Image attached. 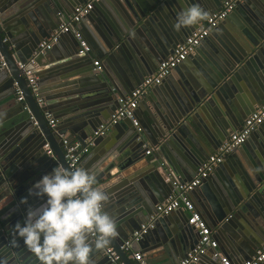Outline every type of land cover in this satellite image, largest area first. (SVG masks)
I'll list each match as a JSON object with an SVG mask.
<instances>
[{
  "label": "water",
  "instance_id": "water-1",
  "mask_svg": "<svg viewBox=\"0 0 264 264\" xmlns=\"http://www.w3.org/2000/svg\"><path fill=\"white\" fill-rule=\"evenodd\" d=\"M62 1L67 7H74L86 0L42 2L33 0L16 11V15H10L7 20L0 16V52L6 62L5 67L0 65V95L3 94L1 99H4V101L0 99V258L7 259L8 264H39L34 255L27 250L22 239L15 237L13 225L17 221L23 222L29 207H37L42 203L41 199L28 195L27 190L31 185L49 173L56 164L67 167L63 140L71 137L83 141L88 136V128L93 131L98 124L109 118L117 106V99L130 93L145 76L153 73L157 64L192 31L194 25L183 27L180 31L174 30L173 24L178 12L193 4L205 11V7L218 8L222 2V0H100L103 9L92 8L85 17L97 20L95 28L104 45L96 38L92 44L101 51L103 65L97 72L93 71L92 66H85L69 69L57 77H52L50 83L53 84L55 91L43 95L45 105L40 108L31 95L16 61L25 62L38 42L48 36L44 31L45 27L39 22L40 18L35 8L40 10L65 8ZM248 1L244 0L241 3ZM15 2L11 0L7 4ZM262 2L264 3V0ZM93 10L96 14L92 13ZM9 19L12 21L5 23ZM226 19L232 20L233 14L230 13ZM21 33L25 35L26 38L23 39L26 40L15 36ZM3 37H8L14 46L13 51L15 53L21 51L22 55L17 54L13 57L12 49L3 42ZM261 38H264V33ZM21 41L27 44L26 53L23 52ZM203 41L205 43L208 40L205 38ZM262 42L259 46V43L254 44L253 41L249 44L262 49L264 48ZM220 52L221 50L213 47L212 54L206 56L205 62L200 61L202 69L200 68L198 73L192 72L170 89L164 84L165 88H160L161 94L152 91L156 103L153 104V113L148 117H153L154 121L155 118L159 119L162 128L165 129L163 134H159L163 141H158V144L160 148H170L173 169L185 174L188 180L207 158L204 159V156L210 153L209 147L213 146V142L205 144L201 140H191L186 134L185 121L191 124L197 114L212 108L217 115L227 111L230 120L237 123L240 120L239 116L242 117L245 112L244 108L248 109L247 104L233 97L230 86L233 88L234 80L243 76V71L248 72L251 59L241 62L244 59L235 52L229 58H222ZM41 55L35 58L36 62ZM83 57L88 58V55ZM186 59L177 67L188 64ZM192 61L194 62L193 58ZM45 81L46 79L40 81L41 86L47 84ZM15 83L24 96V101L20 103L15 102L16 90L13 86ZM67 84L69 85L66 88L62 87ZM258 86L259 89L253 94L254 99L249 101L258 102L259 99H264L262 97L264 87L261 84ZM43 110L51 112L57 120L54 128L48 126ZM3 113L4 115H1ZM139 125L142 128L141 134L146 137L144 123ZM73 134L75 137L71 136ZM139 135L135 128L130 126V130H126L114 143H109V138L104 137L105 135L94 140L95 147L108 141L103 146L104 152L95 159L97 163L95 176L109 197L105 210L115 219L117 225L118 234L112 238L111 246L125 264L133 263L119 246L148 219L155 205L164 200H161L157 189L161 186L167 189L169 194L172 187L156 164L149 163L147 158L145 159L148 162L141 164L143 154H139L138 151L143 148L144 152L145 147L144 141L137 139ZM46 143L53 151V157L46 153L44 149ZM220 144H217L215 149ZM153 150L156 151V146H153ZM238 167L239 171L234 178L227 180L228 195L223 194V199L218 201L206 197L201 205L203 214L210 222L208 225L211 230H216V234H225L228 231L233 216L230 212L237 209L240 203L247 207L249 204L260 205L264 201L263 190L260 189L261 182L264 181L263 164L259 161L253 163L251 168L240 164ZM210 176L202 183L207 182ZM197 190L198 187L191 191L190 195L199 193ZM25 197L27 202L22 203L21 199ZM247 199L248 202L245 203ZM218 202L223 203L222 208ZM146 213L145 218L143 215ZM161 219L163 218L160 217L159 220ZM155 225L147 231L143 239L155 231ZM171 231L175 233L178 243L169 244L170 252L166 260L169 264H176L193 247L196 240L192 245L182 244L188 231L182 223L175 224ZM14 238L15 245L12 243ZM237 240V236H234L230 242L234 245ZM255 241L260 243L257 239ZM139 242L133 244L137 245ZM248 245L252 246L255 252L257 245L253 242H248ZM91 260L92 264H113L103 255V250L93 251ZM199 263L201 261L196 264Z\"/></svg>",
  "mask_w": 264,
  "mask_h": 264
},
{
  "label": "crops",
  "instance_id": "crops-1",
  "mask_svg": "<svg viewBox=\"0 0 264 264\" xmlns=\"http://www.w3.org/2000/svg\"><path fill=\"white\" fill-rule=\"evenodd\" d=\"M15 1L16 2L13 4H7L11 2V0H0V16H2V18L7 20L8 17L10 18V15H16V11L22 9V7H25L33 0ZM42 1L44 0H41V2ZM61 3L67 10L65 8L51 9L50 7V9L44 8L43 10H40V8H35L38 17L40 18L39 22L41 26L45 27L44 31L48 36L55 29L54 27L57 26V11L60 10L69 13L72 10L73 6L67 7L63 1ZM94 6V9H103L100 2H97ZM218 8L211 7L206 9L205 7V12L208 15L210 12ZM92 13L96 14L94 10ZM231 13L233 14V19H226L225 21L220 22L207 37L208 41H205V43H203L204 41L201 42L200 45L195 49V52L189 55V58L186 59L188 64H183L182 67H176L179 68V70H172L170 75L165 78L164 81H162L161 84L163 85L160 84L156 87H151L148 92L139 100L135 110L137 119L139 120V123H144L145 132L147 134L146 137L145 135L140 134L141 140L144 141L143 147L150 149L152 148L150 155H145V153L142 151L143 148H140L141 150L139 149L138 153L141 155L143 154V158L140 160L142 162L141 164H145L148 161L149 163L156 164L160 173L162 174L163 171L161 165L165 166L171 173V177L175 180L182 181L184 179L188 180V178L184 176L185 174L178 173L175 169H173L170 161V148H160V145L158 144L159 142L163 141V138H160L159 134H163L165 129L162 128V124L159 119L155 118L154 121L153 117H148L149 114L153 113V104L156 103V101H154L155 99L152 91H154L156 94H161L162 90L160 88L164 89V84H166L168 86L167 88L170 89L171 86L175 84L177 85L178 82H180L185 76H188L189 74L191 75L194 71L198 73V70L201 68L200 61L205 62L204 59L206 56H210L212 54L213 47L221 50L220 54L222 58H229L230 56H233V54L239 53V55H241L244 59L241 62L251 59V66L248 72L243 71V76H239L238 79L234 80L235 82L233 88L230 86V92L233 94V97L240 99L242 102H244V104H247L249 109L248 110L247 108H244L245 112L242 117L239 116L240 120L237 123L230 120V115L227 111L220 112V114L217 115L212 108L210 110L205 109L204 111H201L199 114H197L194 118V122L191 124H188V121H185V123H187V129H185L186 134L187 136H190L191 140H201L205 144H208L209 141L213 142V146L209 147L210 153L205 154L204 159L215 151L216 145L223 142L229 133L238 130L242 125L244 117H246L262 102L263 98L259 99L258 102H251L249 100L253 98L255 91L259 89L258 84H261L264 87V48L260 49V47H258L261 44V41L264 42V38H261V35L264 33V3L262 0H249L248 3H241L239 6L237 5L236 9ZM33 14L36 16L35 13ZM93 20L85 17L79 24V29L90 46L88 58L79 56L77 54L76 41L72 35L67 34L62 35L58 43H56L50 50L43 53L41 58L37 59V62L35 61V64L33 65L34 73L37 76L39 94H41L42 97L49 92L55 91V88L52 86L53 84L50 83L52 77H57L66 70L85 66H92L93 71L97 72L94 70L93 60H98L100 61L101 65H103L104 60L101 51L98 48H95L92 44L94 38H96L100 40L102 45H104L103 39L99 37L95 28L97 20L94 18ZM11 21L12 19H9L8 21H5V23H9ZM198 24L199 23L195 24L194 28H196ZM15 36L20 37L19 39L21 40L25 37L23 33ZM251 41H253L254 44L259 43L258 46L255 47L252 44H249ZM21 43L23 46V52L26 53L27 44L23 43V41H21ZM11 49L13 57L17 54L18 56L19 54L22 55L21 51H16V53L13 54V48ZM192 58L194 62L192 61ZM45 79V83L47 84L41 86L40 81ZM68 85L69 84L62 87L66 88ZM13 86L15 87V90L17 89L16 87H18L16 83L13 84ZM2 95L3 94L0 95V99L2 98ZM8 97L10 98V96ZM1 100L4 101V99ZM15 102H21L17 100V94H15ZM246 111H248L247 114ZM1 115H4V113ZM98 126L99 124L96 126V128ZM130 126L134 127L130 121L120 120L118 123H116V125H113L106 130L104 137L109 138V143H114V141L116 142L117 138L123 135L126 130H130ZM87 132V135L89 136L92 133V130L88 128ZM166 133L168 134L167 131ZM71 136L75 137L74 134ZM69 139L72 140L74 138L69 137ZM106 142L103 145L97 147H95V145L90 147L89 152L81 159L79 166L92 171L95 175L97 166L95 159L98 155L104 152L103 146L107 144ZM153 143H157V145H154ZM153 146H156V151L153 150ZM145 158H147L148 161H146ZM259 161L264 166V122L249 135L243 145L238 147L230 155H227L223 162L217 168H215L213 173L210 174L211 176L209 177V180L205 183H202L198 187L197 191H199V193H193L190 195L196 209L201 213L202 217L207 223L210 224L207 217L201 210L202 202L206 200V197H212L217 199V201L223 199V194L228 195V187L226 184L227 180L234 178L236 172L239 171V164L251 168L253 167V163H257ZM201 186L203 187V191ZM260 189L263 190L264 197V181L261 182ZM157 190L161 200L165 199V196L168 193L167 189H164L160 186V188ZM247 202L248 199L245 200V203ZM218 204L221 206L223 203L218 202ZM183 212L185 216H187V212L183 210H177L169 214L167 217H161L163 218L161 220L158 218L159 221L157 220L155 231L145 236V238L140 241L139 244H133V250L141 252L148 264H169V262L166 260V256L170 252L168 246L169 244L178 243L175 233L171 231L172 228L175 227V224L182 223L188 230L186 232V240L183 241L182 244L192 245L196 240L195 233L187 225ZM230 213H233V216L230 219L228 231L225 232V234H216V230H212V232L213 236H215L217 239L218 249L226 254L233 264H239L241 261L249 259L253 255L254 249L252 246L250 247L248 245V242H253L258 247V245L264 240V201L260 205L253 204L252 206V204H249L247 207H244L243 204L240 203L237 209L231 211ZM146 215L147 213L144 214L143 217L146 218ZM167 233L170 235H167ZM234 236H237L238 240L234 243V245H232L230 241H232ZM255 239L259 240L260 243L255 241ZM109 245L112 244L109 243ZM209 253L210 252L201 258V263L199 264H219L218 261L214 260ZM103 255L105 254L103 253ZM130 260L133 264H137L132 258H130ZM261 264H264V262Z\"/></svg>",
  "mask_w": 264,
  "mask_h": 264
},
{
  "label": "built area",
  "instance_id": "built-area-1",
  "mask_svg": "<svg viewBox=\"0 0 264 264\" xmlns=\"http://www.w3.org/2000/svg\"><path fill=\"white\" fill-rule=\"evenodd\" d=\"M100 0H86L83 3L77 4L69 12L57 11L58 23L52 33L42 40H40L33 50L30 57L25 61H16L18 69L25 79L27 87L31 91L36 104L42 108L44 104L43 97L39 94V86L37 76L34 73L35 58L39 54L45 53L50 50L56 43H58L62 35L70 34L75 39L77 44L76 52L78 55H88L90 46L87 40L83 37L79 24L83 18L92 10L93 6ZM244 0H223L220 7L210 12L202 21L199 22L181 42H179L172 51L162 59L155 69V71L143 78L130 93L121 96L117 99V106L103 123L99 124L92 133L87 136L83 141L66 138L63 140L64 158L67 167L80 168L81 159L89 152L90 147L94 145L96 137L105 135L106 130L112 127L120 120L128 119L134 126L137 133L141 134L142 128L139 125V120L135 114V110L139 100L153 87L160 85L162 81L167 78L171 71L181 64L189 55L195 52V49L200 43L209 36L211 31L217 25L225 20L227 16L235 9V7ZM3 42L8 44V48L14 46L9 42L8 37H3ZM13 54L15 52L13 51ZM16 57V56H14ZM0 65L6 66L0 52ZM94 70H100L101 63L98 60H93ZM16 94L18 101H24L22 90L16 87ZM43 116L47 120L48 126L54 128L57 120L52 116L48 110H43ZM264 122V99L255 107L244 119L242 125L238 130L228 134V136L221 142V144L212 152L207 158L197 167L191 179L185 181L175 180L171 177V173L167 167L162 166L163 176L166 181L170 182L171 190L167 197L158 202L153 212L149 215L148 219L139 225L127 240H125L119 249L132 258L137 264H148L147 260L143 257L142 253L131 249L133 243L139 242L143 239L144 235L152 229L158 218L167 216L174 211L183 210L187 212V225L194 231L196 242L191 249H189L184 256H182L176 264H196L203 256L208 254L218 261L219 264H233L229 257L218 249V242L213 232L202 217L201 213L196 209L190 193L195 188L199 187L202 182L217 168L227 155L233 153L247 140L249 135ZM141 139V135L137 138ZM46 153L53 157V151L46 143L44 145ZM152 148H145V155H150ZM103 253L113 264H125L121 259L118 252L113 246L108 245ZM264 262V240L258 245L254 254L246 260L241 261L239 264H261Z\"/></svg>",
  "mask_w": 264,
  "mask_h": 264
},
{
  "label": "clouds",
  "instance_id": "clouds-1",
  "mask_svg": "<svg viewBox=\"0 0 264 264\" xmlns=\"http://www.w3.org/2000/svg\"><path fill=\"white\" fill-rule=\"evenodd\" d=\"M206 16L193 4L177 13L173 28L180 31ZM27 191L42 203L29 207L13 231L39 264H92L91 253L104 250L118 234L115 219L105 210L108 194L90 170L56 164ZM0 264H8L7 259L0 258Z\"/></svg>",
  "mask_w": 264,
  "mask_h": 264
},
{
  "label": "bare ground",
  "instance_id": "bare-ground-1",
  "mask_svg": "<svg viewBox=\"0 0 264 264\" xmlns=\"http://www.w3.org/2000/svg\"><path fill=\"white\" fill-rule=\"evenodd\" d=\"M17 65V64H16ZM18 67V66H17Z\"/></svg>",
  "mask_w": 264,
  "mask_h": 264
}]
</instances>
